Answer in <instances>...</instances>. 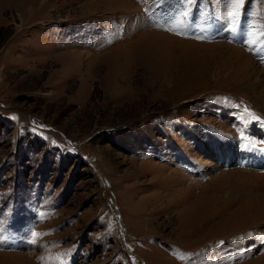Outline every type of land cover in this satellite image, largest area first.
I'll return each instance as SVG.
<instances>
[{
  "label": "rangeland",
  "instance_id": "obj_1",
  "mask_svg": "<svg viewBox=\"0 0 264 264\" xmlns=\"http://www.w3.org/2000/svg\"><path fill=\"white\" fill-rule=\"evenodd\" d=\"M263 82L264 0H0V264H264Z\"/></svg>",
  "mask_w": 264,
  "mask_h": 264
},
{
  "label": "bare ground",
  "instance_id": "obj_2",
  "mask_svg": "<svg viewBox=\"0 0 264 264\" xmlns=\"http://www.w3.org/2000/svg\"><path fill=\"white\" fill-rule=\"evenodd\" d=\"M247 70H249V69H247ZM255 73V72H254ZM254 75V74H253ZM256 75V74H255ZM261 87L263 88L262 90H264V82L261 84ZM261 92H263V91H261ZM261 101H262V105H263V107H264V99H261ZM264 124V123H263ZM231 155H233V152L232 153H230V155L229 156H231ZM227 156V155H226ZM261 192V191H260ZM260 196L259 197H261L263 194H259ZM259 200H261V201H263L264 200V195L262 196V198H260ZM263 216V215H262Z\"/></svg>",
  "mask_w": 264,
  "mask_h": 264
},
{
  "label": "snow or ice",
  "instance_id": "obj_3",
  "mask_svg": "<svg viewBox=\"0 0 264 264\" xmlns=\"http://www.w3.org/2000/svg\"><path fill=\"white\" fill-rule=\"evenodd\" d=\"M232 15H235V13H232ZM35 235V234H34Z\"/></svg>",
  "mask_w": 264,
  "mask_h": 264
}]
</instances>
